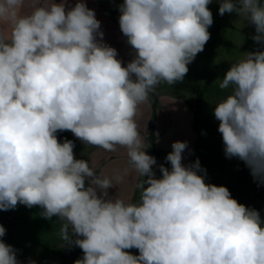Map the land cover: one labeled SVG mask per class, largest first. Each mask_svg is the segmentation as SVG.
<instances>
[{
  "label": "clouds",
  "instance_id": "clouds-1",
  "mask_svg": "<svg viewBox=\"0 0 264 264\" xmlns=\"http://www.w3.org/2000/svg\"><path fill=\"white\" fill-rule=\"evenodd\" d=\"M36 3L0 0V210L23 204L42 208L45 219L58 217L61 241L83 252L74 264H264L259 212L227 187L206 183L198 159L185 166L187 142L171 145V168L161 164L156 178L157 160L136 122L156 87L182 81L203 51L212 0H123L119 27L135 50L126 66L102 42L100 21L84 0L67 10L63 0ZM232 12L255 26L252 39L264 48V3L220 0L219 14ZM219 88L229 90L213 112L225 156L264 183V50L232 62ZM58 131L105 152L125 149L140 178L138 199L109 197L129 169L97 174ZM5 233L0 225V237ZM133 248L138 255L126 251ZM0 264H19L2 239Z\"/></svg>",
  "mask_w": 264,
  "mask_h": 264
},
{
  "label": "rangeland",
  "instance_id": "rangeland-1",
  "mask_svg": "<svg viewBox=\"0 0 264 264\" xmlns=\"http://www.w3.org/2000/svg\"><path fill=\"white\" fill-rule=\"evenodd\" d=\"M99 1L112 21H117L115 23L119 28V16L121 14L119 6L123 3V0ZM261 3H264V0H261ZM208 7L213 15V23L208 28L210 39L205 44L203 51L198 53L188 65L189 70L182 81H178L173 85L162 83L156 87L155 91L159 93L158 95H167L183 102L193 101L194 104L197 93H201L198 128L194 134L195 137L189 140L193 143L195 150L194 153L190 152V154L184 151L183 158L185 160L190 159L191 164L198 159L201 168L204 170L200 174L204 175L206 183L227 187L232 198L248 208L257 210L261 219L264 220V183L254 180L250 169L243 161L236 157L228 158L225 156L222 135L218 132L219 121L215 119L213 114L215 105L224 99L229 91L220 89L219 83L229 70L231 63L244 53L264 50V48L252 39L256 34L255 26L248 23L244 17H239L235 12L220 15V0H212ZM105 34L102 42L114 47L118 53L117 58L121 60L123 66H126V61L130 57L127 50H134L127 43V38L121 31L114 29L113 26L111 29L109 28V33ZM97 39L100 38L97 37ZM68 134L75 140L73 149L75 158L90 162L91 147L93 146L82 142L72 132ZM56 135L61 143L64 142V139L58 133ZM166 167L170 169L171 165L167 164ZM153 171H155V168H153ZM146 178L144 177V179ZM138 197L139 192L136 199ZM1 211L0 219L8 228H16L24 220V218L10 216L7 211ZM24 221H26L25 223L28 222L27 219ZM39 233L40 231L31 232V235L34 234L31 239H37ZM6 234H8V231ZM34 244V246L23 249V251H19L17 248L14 249L18 254L27 255V259L31 258V261L36 254L49 255L45 254V246H40L38 242ZM63 244L59 250V254H63L60 258L61 264H72L66 263L69 253L81 249L74 244L73 250H70L66 245L67 242H63ZM80 255L77 259L82 258L83 254L80 253Z\"/></svg>",
  "mask_w": 264,
  "mask_h": 264
},
{
  "label": "crops",
  "instance_id": "crops-1",
  "mask_svg": "<svg viewBox=\"0 0 264 264\" xmlns=\"http://www.w3.org/2000/svg\"><path fill=\"white\" fill-rule=\"evenodd\" d=\"M52 2L59 4L62 0H52ZM63 2L65 3L67 10L68 8L74 7L77 0H63ZM84 2L88 8L94 10L96 18L100 21V30L104 33V36L106 35L105 33H109V28L111 29L112 26L114 29L121 31L120 27L118 28L115 23L117 21H112L111 17L106 14L99 0H84ZM46 3L47 0H37L36 6H43ZM31 10L32 5L26 4L24 12L27 13ZM127 51H129L130 57L127 59L128 61H126V64L135 56L134 50ZM158 94L157 91L150 94L149 100L139 106L136 116V122L145 143L148 144L147 139L151 133H153L155 137L154 145L160 155H155L150 148H147L146 152L148 155L154 156L157 160V164L153 166V168H155L154 173L156 178L162 176L159 170L160 164H165V167L167 164H170L165 158L172 151L171 145L174 142H187V148L185 149L186 153H194V145L192 142H189V140L195 137L194 134L197 131V129L193 128L192 122L193 101L183 102L181 100H175L173 97L170 98L167 95ZM65 132L71 134V131ZM91 148L90 164L95 166L97 174L112 176L115 170L123 172L124 169H129L128 175L125 176L122 183L108 189L109 197L114 198L121 195L125 198L135 200L138 193V190L135 189V184L140 178L129 168L126 150L120 148L116 152H105L95 146ZM186 160L183 158L182 163L185 166L191 165L190 159ZM42 211L43 209L39 206L29 208L23 204H17L14 209L7 210L10 216L24 218V220L27 219L28 222L31 221L27 224L28 222L25 223L26 221L23 220L16 228H13L12 237L20 244L22 249L34 246L35 242H38L40 246L46 247L45 254L49 255L36 254L35 257H32V261H34L35 264H61L62 262L60 258L63 254H59V250L63 242L58 235L61 222L59 221V218L55 216L51 219H45L41 215ZM1 212L2 211L0 210V216ZM3 224L4 222L0 219V225L3 226ZM33 231H40L37 239H31L33 238L32 236H34V234L31 235V232ZM2 238L3 237H0V239ZM74 239L75 237H73V240ZM66 245L70 250H73L72 247L74 243L67 242ZM126 251L131 252L133 255L139 254L138 250L135 248ZM80 253L83 254L81 250H73V252H70L66 263L69 262L73 264L75 259H77L78 256H81ZM16 256L19 264H29L31 261V258L27 259V255L23 253Z\"/></svg>",
  "mask_w": 264,
  "mask_h": 264
},
{
  "label": "trees",
  "instance_id": "trees-1",
  "mask_svg": "<svg viewBox=\"0 0 264 264\" xmlns=\"http://www.w3.org/2000/svg\"><path fill=\"white\" fill-rule=\"evenodd\" d=\"M201 99H202V95L200 92L197 93V99H196V102L194 104V107H193V119H192V122H193V128L194 129H197L198 127V121H199V116H200V111H201ZM64 140L67 139V140H71L73 141V143L75 144V140L69 135L67 134L65 131H58L57 132ZM154 134L151 133V135L148 137V144H150V150L157 156H159L160 154L158 153L157 149L155 148V145H154ZM3 227L5 228L6 232L8 231V234L5 233V235L3 236L2 240L8 244V245H11L13 248H17L19 249V251H23L22 247L20 246V244L13 239L12 237V229L13 227H10L8 228V226H5L3 224ZM18 253H16L17 255Z\"/></svg>",
  "mask_w": 264,
  "mask_h": 264
}]
</instances>
